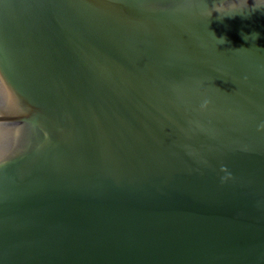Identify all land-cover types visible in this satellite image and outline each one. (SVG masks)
<instances>
[{
  "label": "water",
  "instance_id": "95a60500",
  "mask_svg": "<svg viewBox=\"0 0 264 264\" xmlns=\"http://www.w3.org/2000/svg\"><path fill=\"white\" fill-rule=\"evenodd\" d=\"M262 124L264 0H0V264H264Z\"/></svg>",
  "mask_w": 264,
  "mask_h": 264
},
{
  "label": "clouds",
  "instance_id": "9594fccd",
  "mask_svg": "<svg viewBox=\"0 0 264 264\" xmlns=\"http://www.w3.org/2000/svg\"><path fill=\"white\" fill-rule=\"evenodd\" d=\"M245 36H247V35H245ZM245 36H244V39H245ZM250 37H253L254 40H255V39L258 37V34H257V33H252ZM217 40L219 41L220 44H224V43L227 42V41H226V38H224V37H221V38H219V39H217ZM208 103H209V102H208L207 100L204 101V103L201 105V107H202V108H206L207 105H208ZM259 130L264 131V124L260 125V129H259Z\"/></svg>",
  "mask_w": 264,
  "mask_h": 264
}]
</instances>
